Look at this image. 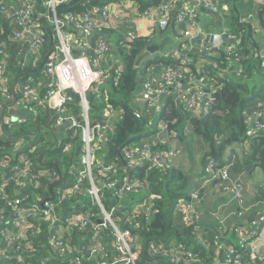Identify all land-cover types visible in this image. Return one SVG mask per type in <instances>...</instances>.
Here are the masks:
<instances>
[{
    "label": "built area",
    "instance_id": "built-area-1",
    "mask_svg": "<svg viewBox=\"0 0 264 264\" xmlns=\"http://www.w3.org/2000/svg\"><path fill=\"white\" fill-rule=\"evenodd\" d=\"M66 1L44 0V3L55 10ZM103 1L84 13H68L67 22L55 14L48 16L58 44L45 62L40 77L12 84L6 76L7 63L0 59L1 126V116L5 114L4 126L14 135L18 125L45 116L49 111V121L59 139L57 145L63 153L72 154L63 168L41 166L35 175L33 165L48 142L44 137L32 140L15 136L11 151L16 159L7 155L0 161V199H5L10 207L9 219L0 228V264H138L140 247L135 245L140 237L134 231L142 228L144 217L148 220L156 211L151 201L157 198L146 189L148 181L143 177L156 168L171 166L181 150L171 141V135H167L168 131L173 132V137L176 134L162 120L166 100L173 97L177 105L193 115L195 111L205 115L212 106L216 89L232 81L227 78L219 82L207 68L199 70L204 76L198 77L187 68L190 60L185 49L205 55L221 49L234 55L240 65L239 35L228 25L218 31H204L201 25V10L226 20L228 12L223 11V0H190L188 6L175 13V20L184 30L175 37L176 43L161 39V52L143 59V67L147 68L144 75L140 73L138 89L125 102L108 103L99 115H91L94 107L87 95L92 93L101 104L112 102V80L116 85L122 82L125 62L116 54V49H128L139 37L152 39L157 29L169 26L170 15L180 0H163L160 5L145 10L137 0ZM0 14L12 19L15 39L33 45L42 39L35 25V0H22L15 8L5 3ZM145 20L149 23L145 24ZM189 25L197 29L195 35ZM69 28L73 31L69 32ZM111 31L117 34L112 35ZM92 38L97 40L92 41ZM177 62L180 68L173 67ZM156 66L162 67L156 69ZM73 94L80 97L78 108L68 106L76 103ZM126 108L144 120L149 132L130 134L118 151H112L113 134ZM18 109L24 110L26 116L15 119L6 114ZM246 122L251 129L249 135L260 131L264 127V111L247 115ZM5 138L9 135L5 134ZM239 145L246 154L249 152L248 142ZM43 161L50 160L43 158ZM235 161V155L230 152L217 159L209 158L198 187L176 203L175 212L201 241L200 213L196 206L202 199L200 190L205 182H214L215 190L234 195L240 206L239 215L254 207L245 203L243 182L230 181ZM60 174H65L66 178L60 186L54 187L55 196L51 198V184ZM41 180H46L47 186L40 188ZM10 186L13 194L8 190ZM263 226L264 211H260L248 231L236 228L240 234V249H230L222 264H242L243 255L264 264V256L258 253ZM31 235L41 237L38 248L33 245ZM215 243H219L218 237ZM203 246L208 247V244ZM150 247L153 258L163 259L166 264H204L203 257L182 242L167 245L152 241Z\"/></svg>",
    "mask_w": 264,
    "mask_h": 264
},
{
    "label": "trees",
    "instance_id": "trees-1",
    "mask_svg": "<svg viewBox=\"0 0 264 264\" xmlns=\"http://www.w3.org/2000/svg\"><path fill=\"white\" fill-rule=\"evenodd\" d=\"M137 1L143 10H145L150 6L160 5L163 0ZM102 2L104 1L68 0L58 4L54 10L48 7L44 3V0H35L37 10L35 25L36 30L42 34V39L34 45L29 41L15 39V25L12 19L10 17L0 16V43L3 45L4 50V54L0 55V59L7 63L6 76L10 78L11 83L18 85L20 82L29 78H37L42 75L41 71L45 62L49 59L51 52L58 44L54 25L48 16L53 17L55 14L59 19L67 22L66 16L68 13H84L92 5H99ZM189 2L190 0H180L176 4L177 8L170 15V25L166 28L157 29L152 39L139 37L136 39V42L133 44L130 43L128 49H116V54H119L125 62V72L122 82L116 85L115 81L112 80L113 84H111L110 90L112 102L106 101L101 104L100 102H96L92 93H89L87 96L92 101L94 110L102 111L108 103L125 102L131 93L138 89L141 81L140 73L144 75L147 67H143L144 62H141L137 66V61L143 56L144 51L153 40L161 38L164 41L176 43L175 37L180 36L181 34L179 32L184 30L175 20V13L188 6ZM223 11L228 12L226 17L228 26L241 39V46L239 48L240 65L235 61L234 55L221 49L213 50L209 55H205L198 53L194 49L186 48L185 52L190 60L187 68L192 69L198 77L204 76V72L198 73L199 70L207 68L215 79L220 80L219 82H224L227 78L232 79V81L216 89L212 96V106L209 107L205 115H199L201 114L199 111H195L193 115V113H190L183 106L177 105L173 97H169L166 100L167 104L164 107L165 112L162 114V120L170 131H174L178 140L179 137L181 140L185 139L183 136L187 130L185 127L190 123L193 132L201 135L208 143V150L204 158L206 165L209 158L217 159L224 155L227 147L236 143L245 144L247 142L250 144L252 150L244 158L243 164L240 163L239 169L243 167L248 168V166L253 167L255 164L264 165V127L260 131L255 132V134L249 135V130L251 129L246 122L247 115L255 111H264V55L261 53L260 46L255 37L257 31L264 29V0H223ZM221 23L224 26L222 19ZM68 31L72 32L73 29L69 28ZM213 64H216L218 67H214ZM180 66V62L173 65L174 68H180ZM161 67L156 66V69H160ZM73 95L76 103H70L68 106L78 108L77 102L80 100V97L78 94ZM76 111L74 109V112ZM50 115L51 113L48 111L45 116L42 115L37 118H32L27 124L18 125V134L34 131L39 123L49 121ZM144 127V120H140L133 114L131 109L126 108L122 119L116 125L110 150L118 151L119 146L125 142L130 134L141 131ZM41 129L48 131L44 127H40ZM5 134H8L9 138L6 139ZM10 134V128L6 125L2 127L0 124V161L7 155L13 160L17 157L11 151L15 144V135ZM52 142L53 137L49 143L42 147L40 152L50 146ZM176 147L182 150L178 145ZM54 150L46 154L52 158L46 159L56 162L58 166L63 168L70 161L72 154L68 152L63 153L60 147ZM173 166L174 163L167 167L169 173L165 174L163 171L154 169L146 178L143 177V179L148 181L146 189L154 192L157 198L151 201L156 211L150 215L148 220L144 217L142 228L134 231L140 237V241L135 245L140 247L137 249L139 255L138 264L167 263L163 259L153 258L150 247L152 241L163 242L167 245L174 242H182L188 249L199 253L203 257L202 250L204 247H192V240L190 238H196V236H193L191 227L185 225L184 222H182L183 225H180L181 223L177 219L180 216L175 212L177 201L192 193L195 187H198V181L197 186L193 187L191 176L185 172V169L181 165L178 167ZM40 168L41 165L39 162L35 161L33 173L36 175L37 170ZM237 168L238 166L230 171V181L241 177L244 182V174L240 170L237 173L234 172ZM36 180L40 181V179ZM260 185L261 189H263V184ZM44 186H47V182L46 180H41L40 188ZM245 187L244 189L246 190ZM10 188L11 186L8 190L13 194ZM244 189L243 194L246 196ZM201 193L202 190H200ZM245 203L248 205L252 202L246 197ZM239 209L240 206L238 204L237 211ZM9 214L10 207L7 206L6 200L0 199V228L3 227V222L9 219ZM35 228L37 227L35 226ZM31 238L33 245L38 248V241L41 240V237H33L31 235ZM245 259L247 257L243 255L241 257L242 264H245ZM30 263H34V261H30ZM37 263L39 264V262Z\"/></svg>",
    "mask_w": 264,
    "mask_h": 264
},
{
    "label": "crops",
    "instance_id": "crops-1",
    "mask_svg": "<svg viewBox=\"0 0 264 264\" xmlns=\"http://www.w3.org/2000/svg\"><path fill=\"white\" fill-rule=\"evenodd\" d=\"M21 2L22 0H0V11H1V6L5 3H7L11 8H15L17 6L19 7ZM222 22L224 25H229L226 20H222ZM148 23L149 21L145 20V24ZM201 25L203 26L204 31H218L222 26L221 18L213 13H209L205 10H201ZM110 33H112V35L117 34L115 31H111ZM110 33L109 36H111ZM255 37L258 41L262 53V47L264 45V29H260V31H257ZM96 40L97 39L92 38V41H96ZM155 43H160L158 44L160 46V49L154 52L158 54L161 52V45H162L161 38L153 40V42L150 45H154ZM146 51L147 52L144 51V54L152 53L148 50V48L146 49ZM103 64H106V62L103 61ZM6 114L8 115V117L10 116L15 117V119L18 116L17 114L13 112L11 113L10 111H7ZM3 117L4 116L2 114L1 118L3 119ZM172 133L173 132H171V141H173L176 145L182 148V146L179 144V140L177 139L176 135L173 137ZM19 135L17 137H19ZM247 149L249 152L246 154L245 151L242 149V147L236 143L232 146L227 147L224 155H227L228 152L235 155L236 163L233 169L238 166V168L235 169L234 172L237 173L240 170V172L244 174L243 176L245 177L244 187L246 186L245 187L246 190L244 189L246 196H244V198L246 199L247 197V199L252 202L251 204L254 205L253 210L249 209L245 214L239 215L238 214L239 210L237 211L238 204L234 198V195L227 193L223 190H219V191L215 190L214 182L204 183V187L201 193L202 199L196 206L197 208L196 210L197 212L200 213V217H201L202 241L198 237L190 238V240H192V245H193L192 247L195 246L204 247L203 246L204 243L209 244V248L205 246L204 249L202 250L204 264H222L230 249H237V248L240 249L239 248L240 234L238 231H236V228L241 226L243 231H248L249 227L251 226L253 218L260 211H264V189H261V185H260V184H264V165L255 164L253 167L248 166V168L243 167L239 169V165H241L240 163L243 164L244 158H246L252 150L251 147H248ZM179 156L175 157L172 160V164L174 163L173 167H178L180 165L182 166L181 159L179 158ZM205 165L206 163L205 160L203 159L201 169L197 171H193V176L190 175L192 179L193 187L197 186V181L204 175ZM236 180L242 181L241 177H238ZM236 180H232V181L234 182ZM259 204L261 205L259 206ZM180 217L179 218L177 217V219L181 223L180 225H183L182 224L183 220ZM261 233H262V238L260 241V247L258 253L259 256H264V230ZM217 237L219 239L218 244L215 243ZM245 264H261V263L260 261L258 260L256 261L248 256L247 259H245Z\"/></svg>",
    "mask_w": 264,
    "mask_h": 264
},
{
    "label": "rangeland",
    "instance_id": "rangeland-1",
    "mask_svg": "<svg viewBox=\"0 0 264 264\" xmlns=\"http://www.w3.org/2000/svg\"><path fill=\"white\" fill-rule=\"evenodd\" d=\"M262 54L264 55V45L262 47ZM139 109L140 111H143V107L141 105H139ZM94 114L99 115V111L93 109L91 111V115ZM185 128H187L185 134L183 135L185 139L181 140L179 137V144L182 146V150H180V154H179L180 156L179 155L178 156L181 159L182 167L185 169V172L188 175L193 176V171H197L201 169L203 159L206 155V151L208 150L207 148L208 143L206 142L205 139L202 138L201 135H198L197 133L193 132L190 123ZM148 132L149 129L147 127L142 128L140 131L141 134H147ZM13 134L15 136L19 135L17 129L14 130ZM167 135H171V133L168 131ZM41 137H44L48 143L52 139L48 131H46L45 129H41L36 136L32 137V140H39ZM54 149H59V146L57 145ZM54 149L53 151H55ZM44 158L51 159L52 157L46 155V157L44 156ZM156 169H158V171H163L165 174L169 173V170L167 168L159 167Z\"/></svg>",
    "mask_w": 264,
    "mask_h": 264
},
{
    "label": "water",
    "instance_id": "water-1",
    "mask_svg": "<svg viewBox=\"0 0 264 264\" xmlns=\"http://www.w3.org/2000/svg\"><path fill=\"white\" fill-rule=\"evenodd\" d=\"M189 28H190L191 33L193 35H195L196 32H197V29L196 28H193L190 25H189ZM159 48H160L159 45L154 44V45H150L148 47V50L150 52L154 53L155 51L159 50ZM76 52L77 51H74V53H76ZM148 55H149V53L146 54V55H143L141 58H139V60L137 61V64H139ZM12 112H14L15 114H17L20 118H23V117L26 116V112L24 110H22V109H18V110H15V111L12 110ZM4 122H5V114H4L3 123H2L3 127H4ZM40 127L46 128L51 133V135L53 137V142L50 144V146H48L47 148L43 149L39 153L38 158H37V161L39 162V164L41 166H54V167H56L59 170V167H58V165H57L56 162H54V161H43L44 156L47 153L51 152L57 146L58 140H59L57 133L55 132L54 128L52 127V122L51 121H49L47 123H39L36 126V129L34 131L25 132V133L19 135V137H24L25 136L27 138H32V137H34V136H36L38 134V132L40 130ZM19 137H17V138H19ZM65 178H66V175L65 174L64 175H61L60 174V178L57 179V180H55L51 184V192H52V197L51 198H54V196H55L54 187L60 186L64 182Z\"/></svg>",
    "mask_w": 264,
    "mask_h": 264
},
{
    "label": "clouds",
    "instance_id": "clouds-1",
    "mask_svg": "<svg viewBox=\"0 0 264 264\" xmlns=\"http://www.w3.org/2000/svg\"><path fill=\"white\" fill-rule=\"evenodd\" d=\"M151 54H153V53H151ZM149 56H150V55H149ZM149 56H147V57H149ZM147 57H146V58H147ZM141 62H142V61H141ZM141 62L139 63V65L141 64ZM143 62L145 63V61H144V60H143ZM247 257H248V256H247ZM258 261H259V260H258ZM260 263H261V262H260Z\"/></svg>",
    "mask_w": 264,
    "mask_h": 264
}]
</instances>
